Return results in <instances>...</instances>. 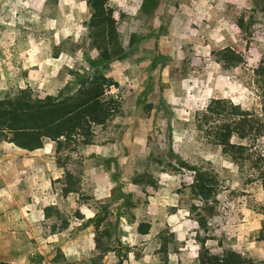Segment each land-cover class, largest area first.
Instances as JSON below:
<instances>
[{"label":"rangeland","instance_id":"1","mask_svg":"<svg viewBox=\"0 0 264 264\" xmlns=\"http://www.w3.org/2000/svg\"><path fill=\"white\" fill-rule=\"evenodd\" d=\"M88 1L0 0V99L28 87L40 97L57 95L74 80L71 72L102 70L120 84L111 88L120 110L94 128L90 148L74 141L57 152L46 140L48 155L36 156L0 142V173L8 183L14 165L43 166L39 174L52 185L49 204L60 200L56 188L64 187L66 174L80 185L77 203L59 216L35 195L46 216L44 233L58 234L41 255L54 264H199L208 249L262 264L264 186L250 163L240 170L195 118L212 100L240 106L262 129L254 148L264 155V0H109L123 56L108 65L89 37ZM228 50L236 62L227 60ZM233 143L253 144L237 137ZM56 165L63 169L59 185L50 173ZM186 165L218 180V213L207 232L190 221L200 202ZM7 192L0 196L2 214L13 207ZM97 195L106 200L96 202ZM87 208L101 215L107 232L115 227L113 234L98 236L100 250L91 254L81 231L76 254L66 247V260L56 258L73 236L64 223ZM142 225L147 235L139 233ZM38 255L32 261L43 264Z\"/></svg>","mask_w":264,"mask_h":264},{"label":"trees","instance_id":"2","mask_svg":"<svg viewBox=\"0 0 264 264\" xmlns=\"http://www.w3.org/2000/svg\"><path fill=\"white\" fill-rule=\"evenodd\" d=\"M88 6L90 9L88 30L92 46L100 52L105 65L121 59L123 49L119 42L114 10L109 6V0H89ZM225 53L228 54L229 62L237 61L238 57L231 50ZM71 75L74 76L72 83H68L57 95L40 97L28 87L1 98L0 142L7 140L18 149L27 152L43 149L46 140L57 144V152L74 141L82 146L92 145L94 128L106 126L120 110L119 100L111 94V88L118 89L120 84L105 75L102 70L71 72ZM195 119L199 131H204L208 126L206 133L212 132L224 155L238 165L240 170L246 162L250 163L253 170L258 173L257 181L260 180L264 186V155L254 148V144L263 136L262 129L252 124L254 119L248 111L230 101L216 99L210 102L205 111L198 113ZM235 137L240 141H252L253 144L248 146L233 143ZM186 169L195 174L194 182L189 188L195 200L200 202V205H192L190 221L199 230L207 232L210 222L218 213V180L211 173L196 167L186 165ZM75 180L73 175L66 174L62 189L64 196L79 192L80 185ZM50 210L51 208L47 209ZM56 213L60 215L59 211ZM101 223V220H97L93 226L98 230ZM64 224L68 226V222ZM148 231L149 227L144 225L139 229L142 235H147ZM260 234L263 239L264 224ZM98 235L110 237L111 233L104 230L98 232ZM98 242L100 240L97 239L99 249ZM109 252L110 250L103 255ZM61 254L59 249L56 258L66 260ZM199 264H257V262L255 259H246L232 250L213 253L207 249Z\"/></svg>","mask_w":264,"mask_h":264},{"label":"crops","instance_id":"3","mask_svg":"<svg viewBox=\"0 0 264 264\" xmlns=\"http://www.w3.org/2000/svg\"><path fill=\"white\" fill-rule=\"evenodd\" d=\"M91 146L92 145L86 147L90 148ZM86 151L87 150H85V152ZM48 152V148L44 145L43 149L28 153L34 155L37 154L36 156H46L48 155ZM20 166L21 165H14V171L12 172L13 176H10L12 182L10 183H8L6 178L0 173V196L2 191L7 190L9 196L7 202L13 206L9 212H5L4 214L0 212V215L3 217H0V264H34L32 257H34L36 252H40V255L35 259L42 261L43 264H54L52 257L48 259L45 255L44 257L41 254H43V245H53L55 243L54 237L58 234L48 233L46 235L44 233L42 223L46 220V216L40 207L41 202L39 200L40 198H43L42 200H46V205L49 207H56L60 213H63L65 212L63 210L67 211L69 207L72 208V206L77 203V194L69 193L67 196H63V186H60V188H56V197H58L59 192H61L60 200L56 198V203L49 204L47 203V197H51L50 187L52 185L49 182L50 187H48L45 180V174H39L44 172L45 169L43 170V166H25V168ZM20 168L23 169L20 170ZM41 169L42 171H40ZM61 170L63 169L58 165H56L54 170L50 167V173L52 175L56 174L52 179L57 181L56 184L58 185L60 184L59 181L63 178L62 175H60L62 172ZM2 181H5V184L7 182V187L4 188V184L1 183ZM36 194L39 195V199L35 198ZM103 196H95V201H105L106 198ZM30 197H33V199L30 200ZM4 201L5 200H3V202ZM3 206L4 203H0V208H3ZM88 213H91V215H88ZM94 220H101V215H98V213H95L88 208L80 211V216L71 215L67 220L68 226L64 231L72 232L73 236L71 233L70 236L72 237L66 239L64 244L62 243L63 246H61V250L66 252L65 248L70 247L71 253L76 254L73 253L72 250L75 249L77 252L79 245L83 246V239L80 241L79 233L85 231V245L87 250H90L91 254L99 251L97 237L100 235H98V232L101 233L105 229L103 224L98 227V230L92 226ZM115 229L116 228L113 227V230L111 229L112 231H110V233L113 234ZM111 254L113 253L109 252L105 254L104 259L106 258L109 260Z\"/></svg>","mask_w":264,"mask_h":264},{"label":"clouds","instance_id":"4","mask_svg":"<svg viewBox=\"0 0 264 264\" xmlns=\"http://www.w3.org/2000/svg\"><path fill=\"white\" fill-rule=\"evenodd\" d=\"M88 215H91V213H88Z\"/></svg>","mask_w":264,"mask_h":264}]
</instances>
